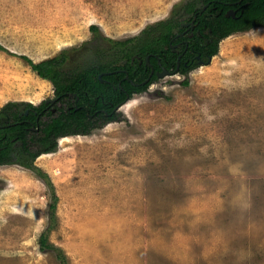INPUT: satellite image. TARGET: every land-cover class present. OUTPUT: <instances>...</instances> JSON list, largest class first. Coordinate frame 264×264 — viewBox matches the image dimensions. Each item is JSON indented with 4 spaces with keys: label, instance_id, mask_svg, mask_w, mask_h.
I'll return each mask as SVG.
<instances>
[{
    "label": "rangeland",
    "instance_id": "374dc122",
    "mask_svg": "<svg viewBox=\"0 0 264 264\" xmlns=\"http://www.w3.org/2000/svg\"><path fill=\"white\" fill-rule=\"evenodd\" d=\"M179 1L0 0V108L56 103L26 58L79 49L91 24L135 35ZM118 113L59 138L37 172L0 166V264H264V26Z\"/></svg>",
    "mask_w": 264,
    "mask_h": 264
},
{
    "label": "trees",
    "instance_id": "16d2710c",
    "mask_svg": "<svg viewBox=\"0 0 264 264\" xmlns=\"http://www.w3.org/2000/svg\"><path fill=\"white\" fill-rule=\"evenodd\" d=\"M229 9L233 15H226ZM170 14L121 39L103 38L91 24L92 38L79 49L65 48L38 62L26 58L38 76L52 83L56 103L46 108L44 103L9 101L0 108V166L17 164L37 172L35 159L55 150L60 137L89 134L117 120L116 106L157 80L153 73L144 82L151 67L154 72L173 70L180 55L178 71L186 73L198 60L203 64L215 55L222 38L264 26V0H182ZM192 20V28L182 25ZM177 42L180 46L172 49ZM40 248L60 256L45 232Z\"/></svg>",
    "mask_w": 264,
    "mask_h": 264
},
{
    "label": "clouds",
    "instance_id": "9594fccd",
    "mask_svg": "<svg viewBox=\"0 0 264 264\" xmlns=\"http://www.w3.org/2000/svg\"><path fill=\"white\" fill-rule=\"evenodd\" d=\"M229 10H231V9H229ZM234 12V11H233ZM234 14V13H233ZM230 16V15H229ZM195 19V18H194ZM193 19V20H194ZM192 20V21H193ZM192 24V25H191ZM184 26V25H183ZM190 27V28H192L193 27V23H189V22H187L186 23V27ZM181 35V34H180ZM177 36H179V35H177ZM172 46V49H176L177 47H179L180 46V42H177V43H174V44H171ZM176 46V47H175ZM187 47V46H186ZM180 55H178V57H179ZM180 58V57H179ZM179 58L177 59L178 60V63H179ZM210 58V57H209ZM147 60H148V58H147ZM149 62H146V64H148ZM176 65H177V63H176ZM178 67H179V65H178ZM163 68H165V67H162L159 71H156V72H154V70H153V68L151 67V69L153 70V72H152V74L154 73L155 74V76L157 77V79L159 78V77H161V76H159V75H157V73H159V72H161L162 71V69ZM176 68V67H175ZM151 69H150V72H151ZM166 69V68H165ZM168 72H170V70H168V69H166ZM175 70V69H174ZM176 71H178V68H177V70ZM150 72H149V74H150ZM149 74H148V77L144 80V82L145 81H148L149 80V78L152 76V74H151V76L149 77ZM152 84V83H151ZM134 95V94H133ZM133 97V96H132ZM132 97L131 98H128L125 102H122V103H120V104H118L117 106H116V111L118 112V108H120L122 105H124L126 102H128L129 100H131L132 99ZM96 129H98V128H96ZM77 135H86V134H77ZM68 136V135H67ZM62 137H66V136H62ZM61 138V137H60Z\"/></svg>",
    "mask_w": 264,
    "mask_h": 264
},
{
    "label": "water",
    "instance_id": "95a60500",
    "mask_svg": "<svg viewBox=\"0 0 264 264\" xmlns=\"http://www.w3.org/2000/svg\"><path fill=\"white\" fill-rule=\"evenodd\" d=\"M204 8H205V7H203L202 10H203ZM233 13H234L233 10H228V11L226 12V15H233ZM194 18H195V17H194ZM191 23H193V21H191ZM191 25H192V24H191ZM179 57H180V56H179ZM179 57H178V58H179ZM147 58H148V57H147ZM147 58H146V62H148ZM178 65H179V63H178V60H177V65H176L175 70H177ZM152 72H153V70L151 69V72H150V74H149V77L151 76ZM166 73H169V72H168L165 68H163L161 72L157 73V75L162 76V75H165Z\"/></svg>",
    "mask_w": 264,
    "mask_h": 264
},
{
    "label": "flooded vegetation",
    "instance_id": "af4514ba",
    "mask_svg": "<svg viewBox=\"0 0 264 264\" xmlns=\"http://www.w3.org/2000/svg\"><path fill=\"white\" fill-rule=\"evenodd\" d=\"M182 25L186 26V23H182ZM197 59L199 58L198 55L196 56ZM201 60H198V62H200ZM55 107H52L51 109L53 110Z\"/></svg>",
    "mask_w": 264,
    "mask_h": 264
},
{
    "label": "bare ground",
    "instance_id": "6f19581e",
    "mask_svg": "<svg viewBox=\"0 0 264 264\" xmlns=\"http://www.w3.org/2000/svg\"><path fill=\"white\" fill-rule=\"evenodd\" d=\"M63 138V137H62Z\"/></svg>",
    "mask_w": 264,
    "mask_h": 264
}]
</instances>
